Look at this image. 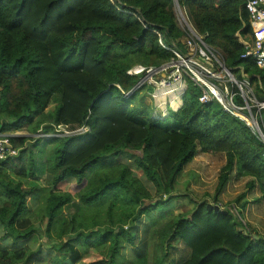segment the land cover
<instances>
[{
  "label": "trees",
  "instance_id": "obj_1",
  "mask_svg": "<svg viewBox=\"0 0 264 264\" xmlns=\"http://www.w3.org/2000/svg\"><path fill=\"white\" fill-rule=\"evenodd\" d=\"M172 2L0 0V133L18 150L0 160V264H30L44 245L50 264H264V235L242 222L246 201L236 213L208 210L205 201L192 212L172 209L177 179L199 152L226 158L212 201L231 177H248L255 202L264 200V144L245 121L216 100L200 102L189 78L180 110L154 118L144 100L153 88H135L140 76L126 73L168 62L171 42L185 51ZM245 2L178 0L205 43L236 78L243 71L263 101L264 66L240 57L236 36L252 35ZM60 124L89 129L44 138L47 159L33 136ZM143 217L147 251L136 257L134 227ZM42 226L46 241L34 250Z\"/></svg>",
  "mask_w": 264,
  "mask_h": 264
},
{
  "label": "built area",
  "instance_id": "obj_2",
  "mask_svg": "<svg viewBox=\"0 0 264 264\" xmlns=\"http://www.w3.org/2000/svg\"><path fill=\"white\" fill-rule=\"evenodd\" d=\"M179 16L183 13L176 0ZM245 8L252 26V35L241 58H253L258 67L264 66V0H246ZM185 51L178 49L173 42L166 46L173 57L159 66L145 67L135 65L126 73L139 76L138 85H152L150 97L153 102L152 117L164 118L170 112H177L182 106L187 89V78L200 90L198 100L206 103L216 100L224 111L245 121L248 128L264 144V100L257 101L252 93L249 77L236 78L232 69L225 65L223 55L205 43L190 20L182 19ZM143 77V78H142ZM147 82V83H145ZM129 94V93H128ZM242 98L238 103L236 97ZM88 127L72 128L69 125H56L50 134L37 133L44 138L60 137L74 133H84ZM15 135V134H14ZM17 136V135H16ZM18 150L12 146L10 136L0 133V160L14 157Z\"/></svg>",
  "mask_w": 264,
  "mask_h": 264
},
{
  "label": "rangeland",
  "instance_id": "obj_3",
  "mask_svg": "<svg viewBox=\"0 0 264 264\" xmlns=\"http://www.w3.org/2000/svg\"><path fill=\"white\" fill-rule=\"evenodd\" d=\"M171 6L172 10L176 12V17L178 19L179 15L177 4L173 2ZM184 39L185 38H183V40ZM235 74L236 76L239 75L238 73ZM142 75L143 74H140L139 78H141ZM146 85L152 87V85H148V83ZM144 100H147V102L151 101L148 94L145 96ZM52 108L53 106L50 105L48 111H51ZM37 133L33 137L41 139L39 146L46 150L44 156L48 159L50 158L51 146H48L45 143L44 137L41 135H37ZM23 134H26V131H19L15 133V135ZM32 143L33 142L27 141L26 145L31 147ZM225 162L226 158L221 153L208 154L199 152L194 157V159L185 167V169L177 179L178 183L176 187L178 193L175 194L178 197L173 200L172 209L176 214L183 212H192L194 210L195 204L200 203L201 201H205L207 202V204L209 203L218 205L221 210L230 209L232 212L236 213V210L237 208H239L240 203L246 201L247 204L244 209V218L242 219V222L248 223L252 229L257 230L260 234L264 235V200L255 202V198L257 197V195H259V193L257 192V190L249 191V189H247L246 183L249 179L248 177H231L224 191L219 196V202L215 203L214 201H212L211 196L214 193L220 170ZM139 178H143V176H139ZM37 181L39 183L46 184L45 177H38ZM244 192L245 197L239 199V202H236V199L239 198V196ZM27 205L30 209V211L28 212L32 213L36 206V203L28 198ZM34 222L36 223V221ZM142 225L143 226H141L140 232L144 234V236L141 242H139L141 248L145 247L148 239V234L150 232V225L147 220H143ZM43 226L39 229L40 237H38L36 241H32L31 243L34 250H36L37 248H42L41 245L46 241V238L42 233V229H44ZM144 232H146L147 234ZM47 249V246L44 245L43 253H37L36 255L34 254L32 256L30 264H50L46 259L47 254L45 253L49 251Z\"/></svg>",
  "mask_w": 264,
  "mask_h": 264
},
{
  "label": "crops",
  "instance_id": "obj_4",
  "mask_svg": "<svg viewBox=\"0 0 264 264\" xmlns=\"http://www.w3.org/2000/svg\"><path fill=\"white\" fill-rule=\"evenodd\" d=\"M174 1V0H173ZM177 1V3H178V0H176ZM172 4H173V2H172ZM180 7V6H179ZM172 9V8H171ZM180 9H181V12L184 14V16H186L187 18H188V16H187V13H186V11L184 10V8H182V7H180ZM174 11V10H173ZM178 14H179V12H178ZM183 14L182 15H180L179 17H178V19L180 20V23H181V25H180V23H179V20L177 19V15H176V12L174 11V15H175V21H176V24H177V26L184 32V30H183V28H182V19H183ZM189 19V18H188ZM191 22V21H190ZM185 33V32H184ZM185 37H186V35H185ZM251 39V35H250V38H249V40ZM185 40V39H184ZM184 40H182V43H183V41ZM184 45V44H183ZM241 77L240 78H242V74H243V71H241ZM245 75V74H244ZM247 76V75H246ZM153 88V87H152ZM148 95H149V98H150V100H151V97H150V92L148 93ZM145 103L147 104V105H149V106H151L152 107V109H153V103H152V100L151 101H149V102H147V100H145ZM143 220H146V218H142L136 225H135V227H134V229L135 230H138L139 232H140V228H141V226H143L142 225V221ZM144 233H146V232H144ZM147 234V233H146ZM140 236H141V239H140V242H141V240H142V238H143V236H144V234H142L141 232H140ZM148 236H149V234H148ZM146 251H147V243H146V245H145V247H143V248H141V246H140V244H138L136 247H133L132 248V253L134 254V256H136V257H142L145 253H146Z\"/></svg>",
  "mask_w": 264,
  "mask_h": 264
},
{
  "label": "water",
  "instance_id": "obj_5",
  "mask_svg": "<svg viewBox=\"0 0 264 264\" xmlns=\"http://www.w3.org/2000/svg\"><path fill=\"white\" fill-rule=\"evenodd\" d=\"M157 28L162 29L164 31H166V28L163 26H157ZM239 37L240 42L244 45L247 46V42L245 40L242 39V37L240 36V33H237V35ZM244 76V73L242 74ZM138 85V84H137ZM136 85V86H137ZM136 88V87H135ZM207 209L208 210H213L214 212H220V213H226V210H221L220 207L218 205H213V204H207ZM239 231H242L244 234L246 235H250L252 238L254 239H258V236H256L255 234H249L248 231L245 228H239Z\"/></svg>",
  "mask_w": 264,
  "mask_h": 264
}]
</instances>
